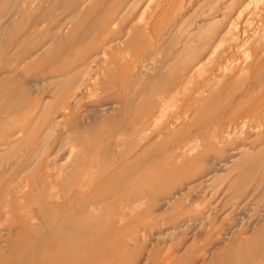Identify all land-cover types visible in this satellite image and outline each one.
<instances>
[{
    "label": "bare ground",
    "instance_id": "6f19581e",
    "mask_svg": "<svg viewBox=\"0 0 264 264\" xmlns=\"http://www.w3.org/2000/svg\"><path fill=\"white\" fill-rule=\"evenodd\" d=\"M185 1L171 0L170 6L179 2L182 8ZM95 5L97 0H87L77 14L93 9ZM117 13L109 15V20L101 27V37L94 39L91 48L83 51L84 55L66 57L63 61L65 64L59 72L69 78L52 93L56 98L53 104L57 105L56 110L52 112L45 108L38 120L37 114L31 111L17 133L20 139L25 140L29 126H38L42 130L40 137L46 139L50 136L53 145L51 152H40L31 162L26 152L23 158L26 157L29 163L24 162L21 168L18 162L13 163L12 174L4 181L13 185L12 192L0 194V240L13 238L28 242L35 239L31 242L32 247L45 249L39 259L38 256L31 258L36 264H78L77 259L74 260V248L86 235L97 231L106 236L117 232L119 239L126 225L150 206L144 198L132 203L120 202L119 209L107 210L106 207L116 206L112 201L122 195L123 186L132 187L143 182L144 187L153 190L167 174H175L182 168L183 171L190 170V174L196 171L194 174L197 175V166L210 148L221 150L250 133L255 137L253 140L264 143V124L259 123L260 113H256V109L264 107V0H233L222 8L220 21L209 24L207 30L199 29L184 44L179 38L172 43L167 42L168 37L157 34V22L152 24L156 11L145 21L142 17L130 19L125 12ZM125 23L127 27L122 29ZM118 34H121L120 38H115ZM164 44L173 49L169 52L173 60L166 65L168 69L154 68L153 56ZM198 48L199 56L187 62L186 55ZM127 53L132 55V61L124 57ZM147 71L155 74L145 78ZM87 81L96 89L95 98L105 100L110 97L116 101L113 107L97 110L98 114L111 117V123L108 119L105 129L107 147L89 142L86 147L79 148V144L74 142L75 131L83 136L91 125L92 114L86 112L88 108L82 96L78 95ZM145 81L150 84L146 85ZM111 91L114 94L110 96ZM176 91L183 92L184 112L170 120L169 117L163 118L161 113L169 101L166 96L177 94ZM223 108L225 112L222 114L210 115ZM192 112L196 113L190 116ZM227 116L243 117L227 123ZM161 119L169 121L161 124ZM0 124L3 125L2 122ZM193 136L199 143L191 147L187 143H194L189 141ZM67 140L72 145H66ZM167 141L181 147L176 148L177 152L166 149L161 153ZM112 143L114 146L110 147ZM87 146L97 153L88 154ZM235 151L241 153L245 160L248 157L253 159V152L257 153L245 146ZM258 153L264 155V148ZM195 175L192 173L191 176ZM104 186L99 194L96 188ZM112 187L117 189L112 192ZM107 189L109 192L106 193ZM191 221L180 229L192 226L194 223ZM138 238L132 242L134 246L140 243ZM15 242H12L14 251L8 241L0 251L16 254V258L23 262L21 245L25 242ZM207 258L206 255L201 257L200 264H207Z\"/></svg>",
    "mask_w": 264,
    "mask_h": 264
},
{
    "label": "rangeland",
    "instance_id": "374dc122",
    "mask_svg": "<svg viewBox=\"0 0 264 264\" xmlns=\"http://www.w3.org/2000/svg\"><path fill=\"white\" fill-rule=\"evenodd\" d=\"M84 1L86 3L87 0H0V111H2L0 123L3 124H0V134L2 133L0 175L4 172V179L0 181V194L12 192L13 185L4 181L12 174L10 170L13 163L18 162L21 168L28 160L26 157L23 158L26 152L28 157H31L29 158L31 162L38 153L52 151L50 136L46 139L44 136L40 137L42 130L38 126H29L26 131L28 138L25 140L20 139L21 136L17 133L22 129L25 119L31 115V111L37 114L38 120L45 108L52 112L56 110L57 105H53L56 98L52 93L69 78L61 74L59 68L65 64L63 61L66 57L84 55L83 51L91 48L93 42L98 40L97 36L101 37L103 32L101 27L109 20L110 14L114 16L121 11L130 19L136 17L139 20L142 17L145 21L156 11L152 24L157 22V34L163 35L164 38L168 37L167 42L172 43L179 38L184 44L199 29L207 30L209 24L220 21L222 8L233 2V0H186L180 8L179 2L170 6L171 0H97V5L93 9L77 14L81 6L85 5ZM208 10H211L209 14ZM130 19L126 22L127 26ZM126 23L122 25V29L127 27ZM120 35H116L115 38H120ZM170 48L171 46L164 44L159 54L153 56L154 68L166 67L172 62L169 52L173 49ZM199 50L198 48L187 54L186 61L197 58ZM124 57L126 60L133 59L129 53L124 54ZM146 73L145 78L155 74L154 71ZM95 90L92 83L87 81L78 94L82 96V101L88 108L86 112L92 114L87 133L81 136L75 131L73 135L74 142L79 144V148L86 147L89 142L100 147L108 146L105 129L109 124L108 119L111 123V117L98 114L97 110L106 106L113 107L116 101L110 97L105 100L95 98ZM176 92L177 94L166 96L169 101L161 113L163 118L169 117L170 120L184 112L185 105L181 101L183 92ZM110 93V96L114 94L112 91ZM223 112L224 108L210 115ZM195 113L192 112L190 116ZM256 113H260V118L257 117L261 121L259 123L264 124V107L256 109ZM241 117L243 116L232 118L227 116L226 122L229 123L231 120V123H234ZM168 119L163 120L164 123L169 121ZM163 121L161 119L160 123L163 124ZM251 135L250 133L240 137L239 142L218 151L208 147L210 143L207 141V148L210 149L198 164L197 175L196 171H191L190 174L188 172L190 170L183 171L182 168L175 174H167L162 183L153 190L144 187L143 182L136 184L139 189L136 186H123L121 192L118 190L122 195L119 194L112 201L116 206L106 207L107 210L119 209L120 202L132 203L144 198L150 202L149 208L140 212L126 225V230H122L119 239L117 232L108 236L99 231L86 235L79 241L82 243L74 248V260L77 259L78 264H164V261L165 264H200V258L206 255L207 264H264V155L258 153L259 149L264 148V143L253 140L255 137ZM189 141H194L187 143L191 147L199 143L194 136ZM65 143L72 145L69 140ZM166 144L161 153H165L166 149L177 152L176 148L181 147L172 141H167ZM113 146L114 143L110 144V147ZM244 146L257 152H253V159L249 160L248 157L245 160L241 153L235 151ZM9 149H12V152ZM87 151L88 154L97 153L88 146ZM251 152L249 154H252ZM192 173L194 177L191 176ZM100 188H96L99 194L105 186ZM113 189L117 188H110L112 192L115 191ZM208 214L210 216H206ZM190 220L194 224L181 230L180 227L183 225L186 227V222ZM195 221L198 224H195ZM128 237L130 239H127ZM136 238L140 239L138 240L140 243L134 246ZM6 241L12 251H14L12 244L16 243L15 241L21 244L25 242L21 245L25 261H19L16 254L0 251V264H36L31 258L36 259L35 256H38L39 259L41 254V257L44 255V247H32L31 242L35 239L26 242L27 240L22 239L1 238L0 248ZM16 250L20 251L18 248Z\"/></svg>",
    "mask_w": 264,
    "mask_h": 264
}]
</instances>
